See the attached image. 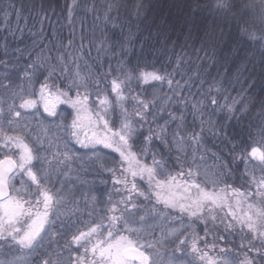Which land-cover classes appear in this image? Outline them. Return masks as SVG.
<instances>
[{"label": "snow or ice", "instance_id": "1", "mask_svg": "<svg viewBox=\"0 0 264 264\" xmlns=\"http://www.w3.org/2000/svg\"><path fill=\"white\" fill-rule=\"evenodd\" d=\"M127 8L124 0H0V25L13 38H22V22L39 25L31 47L5 44L0 56V257H10L0 264H264V100L248 139L230 137L211 117L248 119L252 100L232 99L184 55L130 67ZM133 8L139 19L147 5ZM188 10L185 40L198 39L213 59L222 34L206 8ZM189 112L198 132L187 131ZM205 133L220 141L216 151ZM74 159L82 171L107 173L100 183L111 190L96 195L94 182L81 180L89 190L77 199L61 179Z\"/></svg>", "mask_w": 264, "mask_h": 264}, {"label": "trees", "instance_id": "2", "mask_svg": "<svg viewBox=\"0 0 264 264\" xmlns=\"http://www.w3.org/2000/svg\"><path fill=\"white\" fill-rule=\"evenodd\" d=\"M60 2L62 3L63 0ZM124 2L128 4L127 10L122 9L120 13L124 34L127 36L129 30L133 34L130 45L132 51L126 57L129 66H136L143 58L144 61L160 68L175 56L184 55L190 63L203 70L206 80L214 81L219 78L232 99L247 96L252 100L255 107L253 108L252 104L249 105L251 116L248 119L240 120L239 114L237 119H233L231 115L222 110H217L211 117L215 123L224 127L230 137L239 141L247 140L249 123L257 119L259 101L264 100V59L261 57V51L264 50V0H124ZM141 2L146 4L147 8L138 19L133 5ZM190 2L194 6L200 5L206 8L203 15L209 17V27L214 29L216 34H222L223 38L213 59L205 57L204 52L200 50L202 45L198 39L185 40L186 29L191 27L186 23ZM99 3L103 4L104 0H99ZM200 20L201 18L198 17V24ZM164 22H166V27L162 26ZM12 27L15 30V21ZM38 27L39 25L32 19H29L26 24L22 22L20 24V28L24 29L22 38L19 33L16 38H13L0 25V56H3L2 46L5 44L10 50L17 47L21 49L31 47L34 39L31 33L36 32ZM51 27L52 25H45L46 34L51 31ZM193 34L195 37L201 33L193 28ZM64 35H68L66 27ZM234 36L239 40V44L232 43ZM229 44L238 49L237 54L229 51L226 47ZM141 46H143L142 50ZM208 51L209 56H212V50ZM93 55H95L94 51ZM140 68L144 69L143 63H140ZM144 70L150 71L151 68ZM220 103L224 104L225 101L220 99ZM194 118L189 112L187 115L188 133L199 131V123L196 124L195 121L199 118L193 120ZM204 140L206 146L212 148L213 151L217 150L213 145H220L219 140L207 133L204 134ZM76 171L77 169H74L71 172L74 174ZM92 178H95L94 186L97 193L101 192V188L111 190V183H100L101 179L104 180L103 176L92 175ZM232 240L233 243L229 244V247H235L238 243V238L233 237ZM190 258L192 259L191 255Z\"/></svg>", "mask_w": 264, "mask_h": 264}, {"label": "rangeland", "instance_id": "3", "mask_svg": "<svg viewBox=\"0 0 264 264\" xmlns=\"http://www.w3.org/2000/svg\"><path fill=\"white\" fill-rule=\"evenodd\" d=\"M196 118V117H195ZM195 118L193 120H195ZM191 120V121H193ZM196 124H200V120L196 119ZM188 124V121H187ZM76 151L83 154L84 153V149H80L79 146H76ZM107 151V150H106ZM69 167H70V171L67 175V177H61L62 180H65L66 186L70 189L73 190V192L76 195V198L79 199L80 195L82 193H86L89 190V185L86 184H82L81 180H87L90 182H94L95 178H92V175H100L103 176L104 180L108 179V174L107 173H99L97 174V171L93 170V169H88L87 171H82L81 168L82 167H87L86 164H82L81 160L79 159H74L73 161L69 162ZM77 169L76 172H74V174L71 172L72 170ZM93 179V180H92ZM95 183H93L91 185V187L94 189V192L96 195H100L102 193L107 192L106 188H101V192L97 193L96 192V187L94 186ZM167 255H171V246H169V250ZM177 255H180L179 253ZM0 258H10V257H0ZM184 259L187 260H191L190 255L185 256Z\"/></svg>", "mask_w": 264, "mask_h": 264}]
</instances>
